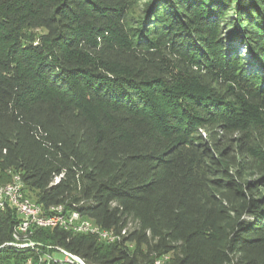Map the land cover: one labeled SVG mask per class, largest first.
Wrapping results in <instances>:
<instances>
[{
    "label": "trees",
    "instance_id": "obj_1",
    "mask_svg": "<svg viewBox=\"0 0 264 264\" xmlns=\"http://www.w3.org/2000/svg\"><path fill=\"white\" fill-rule=\"evenodd\" d=\"M14 174L115 239L31 227L19 248L7 206L0 264H264V0H0Z\"/></svg>",
    "mask_w": 264,
    "mask_h": 264
},
{
    "label": "built area",
    "instance_id": "obj_2",
    "mask_svg": "<svg viewBox=\"0 0 264 264\" xmlns=\"http://www.w3.org/2000/svg\"><path fill=\"white\" fill-rule=\"evenodd\" d=\"M22 180L19 174L12 186L8 188H0V210H4L7 206L14 208L19 217V225H25V229L40 228L41 222H48L49 219H57L67 224L68 227L77 230H84V233L94 234L99 239L105 241H112L113 232L100 227L98 224H93V220L82 215L79 211L73 214H64V206L61 205L60 209H49L48 211L40 210L38 204L26 195L25 190H22ZM13 190H21L22 202H13ZM35 242L23 241L22 247L34 246ZM49 260L66 264H86L80 261H73L70 258L64 259L54 258L52 255H46ZM25 264H31L28 261Z\"/></svg>",
    "mask_w": 264,
    "mask_h": 264
},
{
    "label": "bare ground",
    "instance_id": "obj_3",
    "mask_svg": "<svg viewBox=\"0 0 264 264\" xmlns=\"http://www.w3.org/2000/svg\"><path fill=\"white\" fill-rule=\"evenodd\" d=\"M17 179V174H14L13 179L0 185V188H8L13 185L15 180ZM22 190H24V185L22 183ZM13 202H22V193L21 190H13ZM38 208L40 210H44L42 206L38 204ZM61 205L52 206L50 209H60ZM76 210H68L64 207V214H73ZM93 224H96L93 221ZM51 226H60L67 231L75 232V229L72 227H68L67 224H64L61 220L57 219H49L48 222H41L40 227H51ZM31 229V228H30ZM30 229H25V225H17L16 230L14 231V242H11L12 245L17 246L19 248H23V241H32L29 237L31 234ZM77 233H84V230H77ZM115 239V235L112 234V241ZM62 253H64L65 257L72 259L73 261H80L81 263H85L80 257L73 255L70 252H67L63 249H60Z\"/></svg>",
    "mask_w": 264,
    "mask_h": 264
},
{
    "label": "rangeland",
    "instance_id": "obj_4",
    "mask_svg": "<svg viewBox=\"0 0 264 264\" xmlns=\"http://www.w3.org/2000/svg\"><path fill=\"white\" fill-rule=\"evenodd\" d=\"M235 7V4L233 5V8ZM227 18L231 21V20H236V14L234 9H232L230 11V13L228 14ZM36 32L40 33L42 32V30H36ZM239 53L242 54L243 57H245L246 59L249 58L250 60L249 63L246 64V67L248 68H256L260 66V62L258 61L257 57L254 54H250L248 53V50L246 48L243 47V45H240L238 48ZM54 255L60 259H64L65 255L62 252H54Z\"/></svg>",
    "mask_w": 264,
    "mask_h": 264
}]
</instances>
